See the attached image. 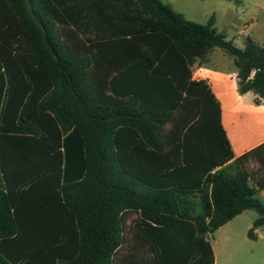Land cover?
<instances>
[{
  "label": "trees",
  "instance_id": "obj_1",
  "mask_svg": "<svg viewBox=\"0 0 264 264\" xmlns=\"http://www.w3.org/2000/svg\"><path fill=\"white\" fill-rule=\"evenodd\" d=\"M215 25L162 0H0V264H216L210 237L249 210L257 239L264 144L235 156L194 69L222 49L259 105L264 45Z\"/></svg>",
  "mask_w": 264,
  "mask_h": 264
},
{
  "label": "rangeland",
  "instance_id": "obj_2",
  "mask_svg": "<svg viewBox=\"0 0 264 264\" xmlns=\"http://www.w3.org/2000/svg\"><path fill=\"white\" fill-rule=\"evenodd\" d=\"M186 19L206 24L212 16L216 17V28L223 32L228 40L234 41L241 49L245 47L247 37L253 39L249 30L252 17H257L260 23L264 21L262 13L257 11L256 2L264 0H162ZM247 28V29H246ZM256 32V29L253 30ZM212 58L219 67L233 66V58L222 49L216 48ZM249 171L261 175V169L256 160L247 163ZM254 184V182L252 181ZM261 195H256L264 202ZM260 216L256 211L249 210L218 230L212 241L216 264H264V226L257 229L260 239H250L248 233Z\"/></svg>",
  "mask_w": 264,
  "mask_h": 264
},
{
  "label": "crops",
  "instance_id": "obj_3",
  "mask_svg": "<svg viewBox=\"0 0 264 264\" xmlns=\"http://www.w3.org/2000/svg\"><path fill=\"white\" fill-rule=\"evenodd\" d=\"M255 7L264 16V2H256ZM258 20L257 17L251 18L252 24L249 26V30L254 34L253 39L264 45V21L260 23ZM254 29L256 32L253 31ZM214 51L215 49L204 63L196 65L194 80L209 82L221 103L223 126L233 152L236 157H240L264 144V101L259 105L256 104V95L252 92L240 95L235 67L217 66V61L212 58ZM4 187L5 181L3 175L0 174V188ZM262 193L264 195V189L260 190L257 195ZM256 237L260 239L257 233Z\"/></svg>",
  "mask_w": 264,
  "mask_h": 264
}]
</instances>
